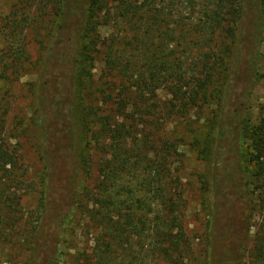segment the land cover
<instances>
[{
    "label": "trees",
    "instance_id": "trees-1",
    "mask_svg": "<svg viewBox=\"0 0 264 264\" xmlns=\"http://www.w3.org/2000/svg\"><path fill=\"white\" fill-rule=\"evenodd\" d=\"M181 8V17L171 19ZM188 12L198 18L185 20ZM107 24L121 29L109 40L97 33ZM30 32L36 36L31 41ZM241 34L252 45L260 38L264 42V0H17L0 17V246L17 247L23 237L27 261L39 264L53 161L67 142L75 187L59 234L78 218L97 233L85 264H182L184 253L192 259L187 185L175 168L183 156L178 152L182 138L175 128L190 127L192 112L216 101L211 129L217 135L203 141L201 154L212 157L226 142L238 145L244 242L252 237L253 264H264V117L251 125L243 116L238 126L224 118L231 77L245 49ZM31 45L41 47L44 73L43 88L33 90L31 123L44 165L37 212L24 205L37 189L27 178L19 139L31 128L22 120L14 127L8 121L11 84L29 64ZM99 61L103 68L96 79ZM255 75L254 68L249 80ZM163 91L170 99H162ZM50 151L57 154L50 157ZM214 181H206L200 263L237 264L245 245L229 249L214 236L217 208L211 194L220 180ZM256 214L260 219L252 236Z\"/></svg>",
    "mask_w": 264,
    "mask_h": 264
},
{
    "label": "rangeland",
    "instance_id": "rangeland-1",
    "mask_svg": "<svg viewBox=\"0 0 264 264\" xmlns=\"http://www.w3.org/2000/svg\"><path fill=\"white\" fill-rule=\"evenodd\" d=\"M16 1L0 0V17L7 15ZM182 12L184 13L181 8L176 12V15L172 14L170 18L176 19L177 17H181L179 15ZM197 18L198 15H189L188 12L185 20L193 22ZM100 20L101 18H99V22H101ZM119 30L121 29L107 24L98 26L97 33L102 39L109 40L113 36L115 37ZM242 31H244L243 34L248 32L244 26ZM260 34L262 35V29ZM28 35L30 41L36 37L33 32H30ZM251 43V38H247V36L241 34L239 44L241 48H245L242 54L248 65L244 70L245 60L240 58L232 74V81L228 88L224 118L228 122L234 119L236 122L232 124L234 126H238V122L244 117L250 121L251 125L257 124L264 117V42L260 38L258 44L252 45ZM40 49V45L30 46L29 64L22 70L21 75L15 79V82L11 84V109L8 118L10 126H17L18 122L22 120L23 127L30 125L31 128L28 133L22 134L19 138L20 150L27 170V178L35 183V188L37 189V192L34 191L24 200L26 211L30 212L38 211L36 209L42 190V172L44 169L43 162L39 156L38 138L34 134L35 127L31 124L34 117L33 104L35 101L33 100V90L35 89V85L41 87V89L44 86L41 80V75L44 73H41V66H39L38 62ZM95 64L94 73L95 78L98 79L101 75L103 64L100 61ZM254 68L257 75H255V81H252L249 80V76L254 73ZM50 90L45 91L46 95L44 99H48V96L51 94ZM161 96L163 100L170 99V95L166 91L161 92ZM217 105L218 103L215 101L208 104L202 110L192 112L193 121L190 127L182 123L175 128L176 135L182 138L179 143L178 152L183 155L179 158L180 161L175 164V168H177L178 175L184 184L187 185V216L185 221L189 231V243L196 248L192 259L189 260L190 257L186 253L181 256L182 264H201L199 248L203 245V240L200 237L204 234L205 214L207 212L204 211L206 205L204 199L205 196H208L206 181L212 182V179L213 181L217 178L220 180L219 187L212 190L211 194L212 204L217 208L214 236L219 239L220 246L227 247L228 245L229 249L231 245L235 247L245 245L244 236L246 232L241 224L245 205L239 147L235 141H231V143H224L222 149H216L212 157L209 155L205 157L201 154L204 148L203 141L209 138V136L210 138H214L217 135V131L211 129V120L216 114ZM229 132L235 134L231 128H229ZM194 140H198V142H194ZM66 143L61 146L63 149H60V153H58L53 161L56 173L52 174L49 206L43 215V248L39 264H85L84 261L87 260L85 255L94 253V239L97 233L93 230L87 231L81 219L78 218L74 226H72L73 228L67 230L64 235L59 234L61 221L68 210L70 196L75 187L74 156L71 155L72 151L69 154V150H71L69 147L67 157L65 150ZM68 144L70 146L69 141ZM56 154V151H50V157ZM227 170L231 173L229 176H226ZM259 219V215L256 214L254 218L255 224L254 222L252 223V226L254 224L252 236L257 230ZM192 239L193 241H190ZM252 246L253 241L251 237L247 241L245 252L240 256L237 264H253L255 259L251 256L250 249ZM27 247L29 245L23 237H20L17 247H13L10 243L0 246V264H29L27 261ZM158 262L159 264H169V261Z\"/></svg>",
    "mask_w": 264,
    "mask_h": 264
}]
</instances>
